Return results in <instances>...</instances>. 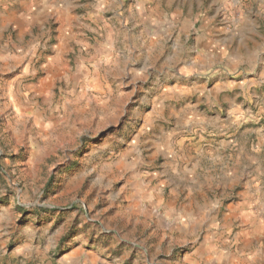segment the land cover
Wrapping results in <instances>:
<instances>
[{"label":"rangeland","instance_id":"374dc122","mask_svg":"<svg viewBox=\"0 0 264 264\" xmlns=\"http://www.w3.org/2000/svg\"><path fill=\"white\" fill-rule=\"evenodd\" d=\"M0 264H264V0H0Z\"/></svg>","mask_w":264,"mask_h":264}]
</instances>
